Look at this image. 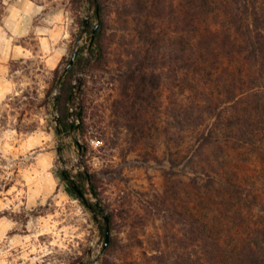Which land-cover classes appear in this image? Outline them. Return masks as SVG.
Segmentation results:
<instances>
[{
  "label": "rangeland",
  "instance_id": "1",
  "mask_svg": "<svg viewBox=\"0 0 264 264\" xmlns=\"http://www.w3.org/2000/svg\"><path fill=\"white\" fill-rule=\"evenodd\" d=\"M103 1L105 65L76 76L84 80V133L58 137L56 114L41 102L54 71L86 48L79 21L86 31L95 26L94 8L86 0H2L0 264L185 262L202 247H191L190 225L215 233L233 228L219 191L203 188L208 179L217 186L223 170L253 183L251 222L264 208L260 146L206 145L210 121L194 111L176 118L168 85L160 93L150 81L144 93L134 90L126 81L141 49L134 10L127 0ZM28 128L34 131L23 134ZM82 171L94 176L84 184L87 206L61 176L75 182ZM106 214L112 223L102 252Z\"/></svg>",
  "mask_w": 264,
  "mask_h": 264
},
{
  "label": "trees",
  "instance_id": "2",
  "mask_svg": "<svg viewBox=\"0 0 264 264\" xmlns=\"http://www.w3.org/2000/svg\"><path fill=\"white\" fill-rule=\"evenodd\" d=\"M86 1L94 8L96 20L88 31L85 21H79L89 35L87 46L74 53L69 69L54 71L41 102L56 114L58 137L84 133V80L76 76L99 70L106 62L108 8L103 0ZM127 1L134 10L141 45L128 64L127 83L142 93L150 82L159 93L168 85L176 118L194 111L210 121L206 145L219 147L233 141L260 146L258 155L264 165V0ZM3 9L0 0V22ZM78 97L82 99L75 107ZM226 104L232 105L233 114H226ZM33 131L28 128L23 134ZM223 171L217 186L208 179L203 188L208 191L213 184L219 191L221 204L232 214L233 228L215 233L205 224L203 228L190 225L191 247L201 245L200 254L193 251L178 264H264V208L257 223L251 222L254 185ZM61 176L75 196L72 185L83 193L84 184L94 178L85 171L76 174L75 182H68L64 173ZM91 192L96 195L94 187ZM92 210L102 214L98 206ZM105 216L110 228L112 216ZM153 260L162 264L160 258Z\"/></svg>",
  "mask_w": 264,
  "mask_h": 264
},
{
  "label": "water",
  "instance_id": "3",
  "mask_svg": "<svg viewBox=\"0 0 264 264\" xmlns=\"http://www.w3.org/2000/svg\"><path fill=\"white\" fill-rule=\"evenodd\" d=\"M74 57L75 55L73 54L71 56V59L69 60L66 69H69L71 67V65L74 62ZM72 190L75 192L77 198L79 200H81L82 204L84 206H87V202L84 198V195L81 193V191L77 188L76 185H72L71 186ZM88 209H91V207H88ZM102 219L104 221V233H103V238H104V242H103V247H102V252L108 247L109 242H110V230H109V221L107 219V217L105 215H102Z\"/></svg>",
  "mask_w": 264,
  "mask_h": 264
}]
</instances>
